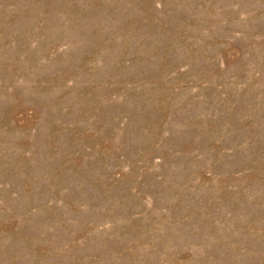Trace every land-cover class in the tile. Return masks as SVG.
<instances>
[{"label": "rangeland", "instance_id": "rangeland-1", "mask_svg": "<svg viewBox=\"0 0 264 264\" xmlns=\"http://www.w3.org/2000/svg\"><path fill=\"white\" fill-rule=\"evenodd\" d=\"M0 264H264V0H0Z\"/></svg>", "mask_w": 264, "mask_h": 264}]
</instances>
